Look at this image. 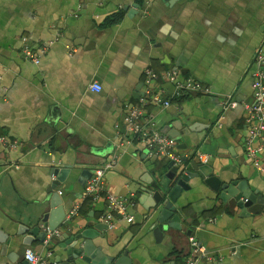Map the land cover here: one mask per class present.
Listing matches in <instances>:
<instances>
[{"label": "crops", "instance_id": "0c3cea01", "mask_svg": "<svg viewBox=\"0 0 264 264\" xmlns=\"http://www.w3.org/2000/svg\"><path fill=\"white\" fill-rule=\"evenodd\" d=\"M23 39L41 56L38 65L23 57ZM261 47L264 0H0V264H26L28 249L50 262L51 248L31 231L50 212L46 200L54 186L65 214L81 204L58 228L74 232L106 225L109 195L136 193L133 222L115 217L93 241L116 260L127 253L122 264H184L189 237L213 258L199 264H264V210L243 217L234 201L225 204L203 181L192 182L176 203L182 231L157 238L137 191L154 171L167 173L170 162L129 142L123 123L147 91V69L201 83L210 95L180 100L173 83H154L151 92L171 104L150 97L146 115L160 132L176 121L190 130L171 137L188 168L206 155L223 182L246 183L264 198V171L247 156L254 123L241 106L253 102L249 72ZM93 83L100 93L90 90ZM226 96L240 106L223 111ZM253 148H262L264 168L262 143ZM107 163L114 167L100 199L83 200L86 182Z\"/></svg>", "mask_w": 264, "mask_h": 264}, {"label": "built area", "instance_id": "2783aa9c", "mask_svg": "<svg viewBox=\"0 0 264 264\" xmlns=\"http://www.w3.org/2000/svg\"><path fill=\"white\" fill-rule=\"evenodd\" d=\"M26 39H23L22 55L23 57L36 65L40 63L41 56L32 48L27 47ZM41 53L46 51V48L41 49ZM250 75L252 78L253 102L251 104H242L243 110L247 117L254 124L249 130V138L247 141V156L253 161L254 166L259 171H264L261 166L258 155L262 148H253L254 141L259 140L264 147V48H259L254 56L251 64ZM160 80L168 81L175 85L176 93L175 98L183 99L190 95H210L211 90L201 83L193 80H179L177 71H168L163 76H158L152 70L145 71V83L147 91L140 98L137 105L131 106L127 109L124 116V133L129 136V142L139 143L147 149V155L150 158L167 160L173 162L175 166H184L182 156L177 152L176 146L172 138L154 128L155 121L150 116L146 115L144 107L148 103L150 97H154V102L161 103L165 107H169L171 101L164 100L160 95L151 92V86L158 83ZM90 90L95 93L102 91V86L99 83L90 85ZM172 99H174L172 97ZM177 100V101H179ZM221 106L223 111L235 109L239 105L233 100L231 96L222 97ZM14 143L12 146H15ZM210 158L203 154H198V162L207 165ZM112 163L104 164L97 167L93 172L91 178L86 182L84 188L83 200H91L96 203L105 189L106 174L109 170L113 169ZM107 211L102 217V222L106 225L113 227L112 222L115 217L124 220L127 223H132L134 217L131 213L137 206V195L132 192L126 197H118L109 195L107 197ZM81 204L76 203L72 209L66 214L64 224H68L79 213ZM43 231L46 233V239L43 243V248L46 249L54 237H60L63 230L57 229L52 231L49 227L43 225ZM190 254L185 259L184 264H199V262L213 261L209 252L199 244L194 237H189ZM26 264H50V262L43 258V254H37L34 250L28 249L25 253ZM171 264V263H165Z\"/></svg>", "mask_w": 264, "mask_h": 264}, {"label": "water", "instance_id": "95a60500", "mask_svg": "<svg viewBox=\"0 0 264 264\" xmlns=\"http://www.w3.org/2000/svg\"><path fill=\"white\" fill-rule=\"evenodd\" d=\"M125 11L131 12L128 8H125ZM189 131V129H183L181 121L164 125L162 129L163 133L173 138L187 134ZM183 163V167L175 166L173 162L168 163V172L165 174H161L159 170L154 171L155 177L150 176L146 185L141 186L137 191L139 202L146 211L145 221L151 226L157 238L167 236L169 229L182 231L181 217L176 203L182 193L189 190L190 184L195 181H203L225 204L234 201L243 217L258 215L264 210V198L249 189L246 183L240 181L225 183L214 174L213 168L208 164L194 162L188 168L185 164L186 160H183ZM56 188L54 186L53 190H50L46 200L49 203L50 212L44 214L42 224L39 225L40 227L47 226L52 231L57 230L66 218L60 195L53 192ZM39 226L31 231V237L34 238V241L38 239L43 244L46 233L44 231L40 233ZM107 230L108 227L102 224L95 227L94 230L83 232H74L70 228H66L58 237L59 243L50 242L48 246L52 250L50 264H122L128 258L127 253L116 260L115 257L105 256L102 248L96 247L93 243L101 236L102 232ZM187 234L189 235V232ZM34 241H27L26 244L30 246ZM9 244L10 239L5 241L6 246Z\"/></svg>", "mask_w": 264, "mask_h": 264}, {"label": "trees", "instance_id": "16d2710c", "mask_svg": "<svg viewBox=\"0 0 264 264\" xmlns=\"http://www.w3.org/2000/svg\"><path fill=\"white\" fill-rule=\"evenodd\" d=\"M89 200V199H88Z\"/></svg>", "mask_w": 264, "mask_h": 264}]
</instances>
